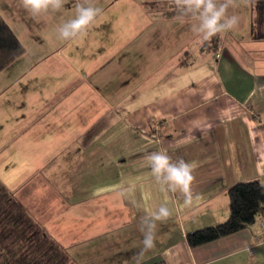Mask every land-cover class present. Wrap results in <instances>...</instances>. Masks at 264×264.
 Here are the masks:
<instances>
[{"label": "crops", "instance_id": "crops-1", "mask_svg": "<svg viewBox=\"0 0 264 264\" xmlns=\"http://www.w3.org/2000/svg\"><path fill=\"white\" fill-rule=\"evenodd\" d=\"M232 1L228 14L237 16L236 23L217 33L223 45L211 52L201 49L206 40L191 31V21L181 23L177 12L170 13L177 10L171 7L176 0H144L140 7L148 20L126 27L139 55L150 54L153 67L143 86H130L132 64L122 58L123 48L103 65L96 62L108 53L103 43L83 49L80 59L89 69L67 93L89 88L98 93L100 85L110 83L108 76L101 78L104 68L122 61L127 78L122 83L129 89L118 105L101 111L92 99L89 118L88 111L78 110L80 104L67 110L70 96L58 103L50 96L32 111L29 124L36 112L49 113L46 121L58 123L54 133L61 140L60 130L69 133L63 114H73L75 128L88 117L85 130L73 133L77 145L50 143L44 149L40 134L35 140L27 135L21 150H8L0 141L5 181L0 180L68 250L70 264H264L260 224L196 247L186 239L191 231L228 219L232 185L264 183V39L252 33L253 0ZM1 120L2 130L15 132L12 118ZM21 123L28 124L23 118ZM184 135L190 139L176 144ZM165 148L173 160L191 163L188 201L180 191L162 190L154 179L146 157ZM76 149L75 159L67 158ZM162 203L170 215L156 221L155 246L139 255L142 220Z\"/></svg>", "mask_w": 264, "mask_h": 264}, {"label": "rangeland", "instance_id": "rangeland-1", "mask_svg": "<svg viewBox=\"0 0 264 264\" xmlns=\"http://www.w3.org/2000/svg\"><path fill=\"white\" fill-rule=\"evenodd\" d=\"M82 2L85 0H62L60 8H49L47 11L33 16L22 7L21 0H0V17L12 27L25 47L24 54L0 71V141H3L6 149H25L24 147L29 142L26 141L27 135L34 139L38 134H40L39 138L41 135L46 138L44 149L50 143L61 146L64 142H68L71 144L68 146L73 147L77 145L72 139V136L75 135L74 131L85 130L83 123L90 120L88 117L91 116L89 111L92 99L98 102L96 103L101 111L103 110L101 106H105L106 110H109L122 100L129 89L126 83L125 85L122 83L126 78L123 73L122 61L116 64L111 63L109 68H104L105 70L102 71L101 78L108 76L111 86L100 85L98 93L95 89H93L94 92H90V88L89 91L67 93L82 81L83 76L85 79V75L81 74L82 70L88 71L89 69L83 66V61L80 59L83 49L94 48L103 43L107 47L108 53L96 61L103 65L110 61L111 55L118 51L117 48H123L122 58L126 63L132 64L130 86H143V83H146L148 72L153 67L149 58L150 54L140 56L137 43H133L128 38L129 31L126 30L131 21L142 23L148 20L146 10L140 7L141 4H144V0H87L88 3L100 9L97 17L85 32L76 37L68 40L59 38L56 29L75 15L76 5ZM232 2L251 4L252 0H233ZM155 4L156 2H153L152 6ZM127 39L132 41V44H129L130 47L127 45ZM59 90L61 91L58 92ZM50 96L52 101L57 103L62 101L64 96H70L66 104L68 111L78 104H80L79 111H88V117H84L82 125L78 124L77 128L72 122H76V120L69 119L73 115L72 113L67 114L66 112V115H62L64 120L67 119L66 128L69 133L62 135V130H60L61 140L57 139V135L54 133L58 123L46 121L49 113L36 112V118L39 120L36 119L33 125L29 124L28 119L35 118L32 111L40 108L41 103L45 101L44 98ZM12 106L15 107L12 108ZM6 116H9V119L12 118L10 122L15 128L13 133L11 130H2L4 120L1 119ZM22 118L27 120V125L21 123ZM40 120H45L43 125ZM101 127H99V131ZM87 143V139L83 141L86 146ZM110 143L113 144V141ZM75 153H78L77 149L67 158L72 156L75 159ZM4 156L0 152V162L3 161L2 157ZM0 177L4 180L3 176L0 175ZM10 189L14 190L13 187Z\"/></svg>", "mask_w": 264, "mask_h": 264}, {"label": "trees", "instance_id": "trees-1", "mask_svg": "<svg viewBox=\"0 0 264 264\" xmlns=\"http://www.w3.org/2000/svg\"><path fill=\"white\" fill-rule=\"evenodd\" d=\"M256 22L252 33L264 39V0H253ZM176 5H171V7ZM175 9V8H174ZM178 12L170 10V13ZM223 45L216 34L201 49L215 52ZM25 47L12 27L0 17V71L16 61ZM230 215L227 220L205 226L187 234L191 247L226 237L245 228L252 229L264 215V183L260 179L237 182L228 190ZM63 247L24 203L0 180V264H70ZM156 264H166L164 261Z\"/></svg>", "mask_w": 264, "mask_h": 264}, {"label": "clouds", "instance_id": "clouds-1", "mask_svg": "<svg viewBox=\"0 0 264 264\" xmlns=\"http://www.w3.org/2000/svg\"><path fill=\"white\" fill-rule=\"evenodd\" d=\"M21 3L22 7L33 16L49 8L58 9L62 6V0H21ZM176 8L177 19L181 23L191 21L190 29L200 40H209L217 33L231 29L237 20L235 14H228L229 0H176ZM99 12L100 9L87 0L78 3L75 15L56 29L59 38L68 40L85 32ZM192 131L193 129H188L189 133ZM189 139L190 135H184L175 143L180 144ZM146 158L154 179L162 190L180 191L185 201L190 199L189 180L192 176V167L189 161L183 158L173 160L166 148L153 151ZM169 215V207L166 203H162L150 217L143 218L141 224L143 247L139 255H143L155 246L156 221Z\"/></svg>", "mask_w": 264, "mask_h": 264}, {"label": "built area", "instance_id": "built-area-1", "mask_svg": "<svg viewBox=\"0 0 264 264\" xmlns=\"http://www.w3.org/2000/svg\"><path fill=\"white\" fill-rule=\"evenodd\" d=\"M259 224H260V227H261V231L264 234V215H262L259 218ZM262 245H263V251H264V241H263Z\"/></svg>", "mask_w": 264, "mask_h": 264}]
</instances>
